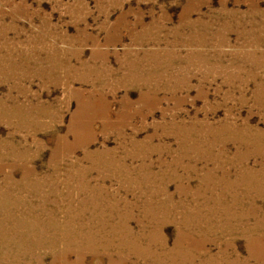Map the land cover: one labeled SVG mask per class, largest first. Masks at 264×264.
I'll return each mask as SVG.
<instances>
[{
	"label": "rangeland",
	"instance_id": "rangeland-1",
	"mask_svg": "<svg viewBox=\"0 0 264 264\" xmlns=\"http://www.w3.org/2000/svg\"><path fill=\"white\" fill-rule=\"evenodd\" d=\"M158 204L239 225L199 246L219 264H264L239 230L264 224V0H0V264L185 263Z\"/></svg>",
	"mask_w": 264,
	"mask_h": 264
},
{
	"label": "bare ground",
	"instance_id": "bare-ground-1",
	"mask_svg": "<svg viewBox=\"0 0 264 264\" xmlns=\"http://www.w3.org/2000/svg\"><path fill=\"white\" fill-rule=\"evenodd\" d=\"M190 18V17H189ZM190 28V27H189ZM193 38V37H192ZM204 40V39H203ZM206 40V39H205ZM159 53V52H158ZM154 58V57H153ZM160 58V57H159ZM133 66V65H132ZM130 68V67H129ZM138 68V67H137ZM152 69V68H151ZM130 70V69H129ZM159 70V69H158ZM158 72V71H157ZM128 76V75H127ZM155 77V76H154ZM132 80V79H131ZM138 80V79H137ZM141 81V80H140ZM136 82V81H135ZM143 83H144V81H143ZM143 83H142V85H143ZM161 85V84H160ZM144 86V85H143ZM166 91V90H165ZM149 94V93H148ZM196 134V133H195ZM198 136V135H197ZM225 142V141H224ZM128 152V151H127ZM110 154V153H109ZM115 154V153H114ZM194 154V153H193ZM145 155V154H144ZM187 155V154H186ZM198 155V154H197ZM249 155V154H248ZM89 156H91V155H89ZM88 156V158H90ZM147 157V156H146ZM93 158V157H92ZM204 158V157H203ZM250 158V157H249ZM192 159V158H191ZM190 159V160H191ZM205 159V158H204ZM103 160V159H102ZM133 160V159H132ZM84 161V160H83ZM117 162H119V161H117ZM122 162V161H121ZM173 162V161H172ZM178 162V161H177ZM93 163H95V162H93ZM115 163H116V161H115ZM119 164V163H118ZM102 165V164H101ZM121 164H119V166H120ZM194 165V164H193ZM193 165H191V167L193 166ZM196 165V164H195ZM113 166V165H112ZM111 166V167H112ZM124 166V165H123ZM141 166V165H140ZM173 166V165H172ZM115 167V166H114ZM117 167V166H116ZM115 167V168H116ZM187 167H188V165H187ZM191 167H189V168H191ZM115 168H113V172L115 171ZM121 168V167H120ZM246 168V167H245ZM102 169V168H101ZM108 169V168H107ZM123 169H125V168H123ZM128 169H129V167H128ZM127 169V170H128ZM120 170V169H119ZM188 170V168L186 169V171ZM190 170V169H189ZM124 171H126V170H124ZM129 171H130V169H129ZM193 171V170H192ZM197 171H198V169H197ZM260 171V170H259ZM36 172V171H35ZM83 172V171H82ZM109 172V171H108ZM116 172H118V170L116 169ZM128 172V171H127ZM126 172V173H127ZM80 172H78V174H79ZM105 173V172H104ZM122 173H124V172H122ZM170 173V172H169ZM200 173H202L201 171H200ZM177 174V173H176ZM222 174H223V176H219V179H220V181H222V182H224L226 179H227V177H229V178H231V179H235V181H240V180H243V181H246V180H255L256 179V177L255 176H253L252 174H253V171H250V170H247V171H242V170H239V171H232V170H229V171H227V170H224V172H222ZM132 175V174H131ZM183 175V174H182ZM198 175V174H197ZM213 175V174H212ZM116 176V175H115ZM187 176V175H186ZM200 176V175H199ZM81 177V176H80ZM83 177V176H82ZM86 177V176H85ZM107 177V176H106ZM122 177L123 178H125L123 175H122ZM188 177V176H187ZM203 177V176H202ZM213 177H214V175L211 177V178H208V177H203L204 179H200L206 186L204 187V185H199V186H197V187H184V188H180V186H179V189H178V195H179V197H181L182 198V196H186V197H188L189 195H192V197L193 198H196V197H201V196H204V195H209V194H211L212 192L214 193V194H217L216 193V191H215V189H213V188H211L210 186H208V182H212L211 180L213 179ZM76 178V177H75ZM196 178V177H195ZM83 179V178H82ZM122 179V178H121ZM125 179H127V178H125ZM98 180V179H97ZM96 180V181H97ZM165 180V179H164ZM188 180V179H187ZM190 180H191V178H190ZM216 180V179H215ZM3 181V180H2ZM81 181V180H80ZM125 181H127V180H125ZM51 182V181H50ZM14 183V182H13ZM12 183V184H13ZM52 183V182H51ZM87 184V183H86ZM148 184V183H147ZM137 185V184H136ZM210 185V184H209ZM226 185V184H225ZM52 186V185H51ZM145 186V185H144ZM16 187V186H15ZM71 187V186H70ZM50 189H51V187H49ZM48 188V189H49ZM152 188V187H151ZM83 189H85V188H83ZM147 189V188H146ZM251 189H255V188H243L242 190L243 191H247L248 193H249V191L251 192ZM262 189V188H261ZM13 190V189H12ZM42 190V189H41ZM54 190V189H53ZM80 190V189H79ZM85 190H87V189H85ZM100 190V189H99ZM102 190V189H101ZM259 190H260V188H259ZM143 191H144V189H143ZM170 191V190H169ZM242 191V192H243ZM81 192V191H80ZM83 192V191H82ZM147 192V191H146ZM176 192V193H177ZM228 192L229 193H232V192H238V191H233V190H231V188H229L228 186H226V187H224L223 188V190H222V192H221V194H225V193H227L228 194ZM108 193V192H107ZM142 193V192H141ZM148 193H149V191H148ZM260 193V192H259ZM78 194H79V192H78ZM102 194V193H101ZM119 194V193H118ZM220 194V193H219ZM253 194V193H252ZM57 195V194H56ZM92 195V194H91ZM107 195H109V194H107ZM144 196L146 195V193L144 192V194H143ZM153 195H157V196H159V204L161 203V199H174L173 197H174V194H170L168 191H167V189H165V191H160L159 189H157V190H151L150 191V194H149V196H153ZM38 196V195H37ZM116 196V195H115ZM23 197V196H22ZM154 197V196H153ZM185 197V198H186ZM59 198V197H58ZM94 198V197H93ZM142 198V197H141ZM7 199V198H6ZM95 199V198H94ZM140 199V198H139ZM148 199H149V197H148ZM92 200V199H91ZM90 200V201H91ZM118 200V199H117ZM196 200V199H195ZM114 201V200H113ZM122 200H119V201H116V202H113V204L115 205H113L114 207H116L117 209H119L118 207H120V205H121V202ZM136 201V200H135ZM166 201V200H165ZM86 202H87V200H86ZM86 202H84V203H86ZM97 202V201H96ZM144 202V201H143ZM151 202V201H150ZM183 202V201H182ZM20 203V202H19ZM88 203V202H87ZM95 203V202H94ZM93 203V204H94ZM139 203V202H138ZM171 203V202H170ZM173 203H174V201H173ZM146 204V203H145ZM159 204L157 205V206H155V208H154V210H155V216L154 217H156L157 219H158V221L160 222V223H163V224H165V225H167V224H169V223H176V225L177 224H179L180 226H183L186 230H188V231H193L196 235H194L195 237H194V239H192V238H190L189 237V235L190 234H185V231L183 230V232L182 231H180L179 233H178V241H177V243H176V247L174 248V250H172V248H171V250L172 251H170V253L172 252L173 254L172 255H174L175 253H178L179 254V256L182 258V262H185V263H182V264H197V263H194V261H195V259L196 258H199V257H201V256H209V255H211V257L213 258L212 260H209V261H204L203 259H202V263L203 264H219V262H218V260L217 259H215L213 256H215L209 249H207L206 247L207 246H205L204 245V247L203 248H201V247H199V246H202V244H204V243H206V241H208V240H210V237H212V236H219L218 238H227L228 236L230 237V236H232V235H234V232H235V230H236V228L237 227H239V225L238 226H236V224H235V226H236V228L235 227H232L231 225V223H230V227H229V224L227 223V227L225 226V224L226 223H221V225H217V224H214V223H212L211 224V220L210 219H208V218H204L203 216H201L200 214H198V213H195V214H193V213H191V214H188L187 212L185 213V212H183V213H181V212H179V211H175V213H174V215H173V217L171 218V219H169V216H171V213H167L165 210V208H164V210H162V208L159 206ZM164 204V203H163ZM92 205V204H91ZM110 205V204H109ZM124 205V204H123ZM127 205V204H126ZM147 205V204H146ZM176 205V204H175ZM203 205V204H202ZM83 206V205H82ZM94 206V205H93ZM105 206V205H104ZM131 206H133V205H131ZM142 206H143V204H142ZM162 206V205H161ZM42 207V206H41ZM86 207V206H85ZM90 207V206H89ZM106 207V206H105ZM110 208H112V209H114L112 206H109ZM135 207V206H134ZM137 207V206H136ZM140 207V206H139ZM168 207V206H167ZM40 208V207H39ZM97 208V207H96ZM115 208V209H116ZM122 208V207H121ZM125 208V207H124ZM128 208V207H127ZM84 209V208H83ZM123 209V208H122ZM132 209V208H131ZM143 209H144V207H143ZM152 209V208H151ZM175 209V208H174ZM174 209H173V211H174ZM191 209V208H190ZM85 210H86V208H85ZM89 210V209H88ZM121 210V209H120ZM145 210V209H144ZM90 211V210H89ZM95 211V210H94ZM135 211H136V208H135ZM167 211H169L168 209H167ZM195 211V210H194ZM81 212V211H80ZM84 212V211H83ZM169 212H171V211H169ZM74 213V212H73ZM76 213V212H75ZM82 213V212H81ZM128 213V212H127ZM144 213V212H143ZM79 214V213H78ZM91 214V213H90ZM94 214V213H93ZM202 214V213H201ZM222 214V213H221ZM37 215V214H36ZM75 215V214H74ZM95 215H96V213H95ZM121 215V214H120ZM154 215V214H153ZM192 215V217H190ZM205 215V214H204ZM226 215H228V214H226ZM98 216V215H97ZM127 216V215H126ZM151 216V215H150ZM250 216V215H249ZM67 217H68V214H67ZM135 217V216H134ZM133 217V218H134ZM253 217V216H252ZM77 218V217H76ZM85 218V217H84ZM94 218V217H93ZM122 218V217H121ZM215 218V217H214ZM244 218V217H243ZM72 219V218H71ZM75 219V218H74ZM78 219V218H77ZM80 219H82V218H80ZM124 219H125V217H124ZM123 219V220H124ZM231 219V218H230ZM23 220V219H22ZM79 220V219H78ZM106 220V219H105ZM119 220V219H118ZM130 220V219H129ZM241 220V219H240ZM243 220V219H242ZM246 220H248V219H246ZM250 220V219H249ZM256 220H258V218L256 219ZM74 221V220H73ZM81 221V220H80ZM89 221V220H88ZM125 221V220H124ZM127 221V220H126ZM137 221H139V220H137ZM142 221V220H141ZM261 221V220H260ZM24 222V221H23ZM79 222V221H78ZM109 222V221H108ZM119 222H121V221H119ZM154 222V221H153ZM158 222V223H159ZM240 222V221H239ZM31 223V222H30ZM51 223V222H50ZM68 223H69V221H68ZM74 223V222H73ZM96 223V222H95ZM101 223V222H100ZM107 223V222H106ZM124 223V222H123ZM129 223V222H128ZM242 223V222H241ZM66 224V223H65ZM78 224V223H77ZM88 224V223H87ZM30 225V224H29ZM108 225V224H107ZM142 225V224H141ZM242 225V224H241ZM253 225V224H252ZM74 226H76V225H74ZM74 226H72V227H74ZM81 226V225H80ZM91 226V225H90ZM89 226V227H90ZM93 226H94V223H93ZM96 226H97V224H96ZM95 226V227H96ZM128 226V225H127ZM132 226V225H131ZM22 227V226H21ZM30 227V226H29ZM47 227V226H46ZM71 227V226H70ZM69 227V228H70ZM77 227V226H76ZM104 227H105V225H104ZM159 227V226H158ZM160 227H162V226H160ZM243 228H242V230L243 231H241V228L239 229L240 230V233H242L243 232V235H244V237H248L247 238V242H248V249H249V251H250V253H251V255H254L253 254V252H255L256 250H258V247L259 246H261L262 247V249H264V236L263 237H261V235H259V236H256V232H259L260 230H262L263 228H264V224L262 223V221L259 223V225H258V223H255L254 224V226H252V228H251V230H250V233L248 232V228L245 226H242ZM127 228V227H126ZM131 228V227H130ZM157 228V227H156ZM32 229V228H31ZM49 229V228H48ZM52 229V228H51ZM80 229V228H79ZM79 229H77V230H79ZM181 229V228H180ZM25 231V230H24ZM44 231V230H43ZM67 231V230H66ZM66 231H65V233H66ZM76 231V230H75ZM80 231V230H79ZM105 231V230H104ZM131 231V230H130ZM238 231V230H237ZM46 232V231H45ZM50 232V231H49ZM107 232V231H106ZM156 232V231H155ZM154 232V233H155ZM239 232V231H238ZM70 234H71V231L69 232ZM147 233V232H146ZM159 233V232H158ZM157 233V234H158ZM190 233V232H189ZM236 233V232H235ZM69 234V235H70ZM153 234V233H152ZM163 234V233H162ZM238 234V233H237ZM262 234V233H261ZM42 235V234H41ZM74 235V234H73ZM87 235V234H86ZM149 235V234H148ZM161 235V234H160ZM264 235V234H263ZM91 236V235H90ZM120 236V235H119ZM145 236H146V234H145ZM158 236L159 235H157V238H158ZM238 236V235H237ZM65 237V236H64ZM123 237H127V238H129L131 241L130 242H132L133 240H132V234L131 233H128V232H123L122 234H121V236L119 237V238H117V239H120V238H123ZM139 237V236H138ZM144 237V236H143ZM216 237V238H217ZM50 238V237H49ZM66 238H68V237H66ZM88 238H89V235H88ZM140 238V237H139ZM141 238H142V236H141ZM161 238V237H160ZM215 238V239H216ZM4 239V238H3ZM73 239V238H72ZM75 239H77V238H75ZM74 239V240H75ZM91 239V238H90ZM115 239V238H114ZM150 239V238H149ZM212 239V238H211ZM232 239V238H231ZM61 240V239H60ZM80 240V239H79ZM82 240V239H81ZM102 240V239H101ZM139 240V239H138ZM148 240V239H147ZM154 240V239H153ZM214 240V239H213ZM84 241V240H83ZM95 241V240H94ZM212 241V240H211ZM59 242V241H58ZM73 242V241H72ZM76 242H77V240H76ZM84 242H86V241H84ZM91 242V241H90ZM209 242V241H208ZM216 242V241H215ZM229 242H232V241H230V239L229 240H227L226 239V241L224 242V243H229ZM10 243V242H9ZM70 243V242H69ZM142 243V242H141ZM165 242H161V244H163V247H167V244L165 243ZM85 244V243H84ZM83 244V245H84ZM92 244V243H91ZM150 244H151V242H150ZM81 245H82V242H81ZM86 245V244H85ZM104 245H105V243H104ZM106 245H107V243H106ZM142 245V244H141ZM190 246V245H192V247H191V249H194V250H197L198 251V253H193V252H191V251H186V247L187 246ZM228 245V244H227ZM233 245V244H232ZM10 246V245H9ZM89 246V245H88ZM98 246V245H97ZM131 246H133L132 244H131ZM137 246H139V245H137ZM221 246V245H220ZM225 246H226V244H225ZM92 247H94V246H92ZM110 247V246H109ZM108 247V248H109ZM127 247H128V244H127ZM4 248V247H3ZM64 248V247H63ZM75 248V247H74ZM78 248V247H77ZM91 248V247H90ZM100 248V247H99ZM104 248V247H103ZM111 248V247H110ZM118 248V247H117ZM83 249V248H82ZM133 249V248H132ZM141 249V248H140ZM235 249V248H234ZM103 250V249H102ZM119 249H117V251H118ZM127 250V249H126ZM130 250V249H129ZM142 250V249H141ZM188 250V249H187ZM65 251V250H64ZM81 251V250H80ZM85 251H87L86 249H85ZM92 251V250H91ZM98 251V250H97ZM105 251H106V249H105ZM104 251V252H105ZM109 251V250H108ZM138 251H140V250H138ZM166 251V250H165ZM220 251V250H219ZM261 251V250H260ZM18 252V251H17ZM45 252V251H44ZM96 252V251H95ZM94 252V253H95ZM229 251H221V252H219L218 253V255H220V254H224V253H228ZM264 252V251H263ZM93 253V252H92ZM131 253H133V251H131ZM134 253H135V251H134ZM69 254V253H68ZM79 254V253H78ZM121 254V253H120ZM142 254V253H141ZM177 254V255H178ZM64 255H65V253H64ZM85 255V254H84ZM133 255V254H132ZM176 255V256H177ZM81 256H83V255H81ZM86 256V255H85ZM91 256V255H90ZM140 256V255H139ZM80 257V256H79ZM95 257V256H94ZM143 257V256H142ZM65 258H67V257H65ZM81 258V257H80ZM147 258V257H146ZM202 258V257H201ZM4 259V258H3ZM177 259H178V257H177ZM200 259V258H199ZM80 260V259H79ZM123 260V259H122ZM201 260V259H200ZM220 260V259H219ZM223 260V259H222ZM264 261V260H263ZM79 262V261H78ZM124 262V261H123ZM196 262V261H195ZM201 263V262H200ZM69 264V263H68ZM79 264H81V263H79ZM222 264V263H221Z\"/></svg>",
	"mask_w": 264,
	"mask_h": 264
}]
</instances>
